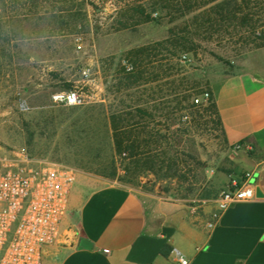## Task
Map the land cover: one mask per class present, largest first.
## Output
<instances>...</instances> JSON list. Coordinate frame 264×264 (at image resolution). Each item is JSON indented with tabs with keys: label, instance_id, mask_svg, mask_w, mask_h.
I'll return each mask as SVG.
<instances>
[{
	"label": "rangeland",
	"instance_id": "1",
	"mask_svg": "<svg viewBox=\"0 0 264 264\" xmlns=\"http://www.w3.org/2000/svg\"><path fill=\"white\" fill-rule=\"evenodd\" d=\"M127 1L0 0V154L24 150L74 168V184L85 191L115 182L202 216V207L210 204L212 211L221 191L241 185L233 178L236 147L227 143L210 96L202 95L210 94L216 78L259 66L264 26L253 36L237 20L197 30L186 19L170 25L154 13L153 21H128L122 28L114 21ZM256 10L260 24L264 6ZM175 25H189L196 47L173 58L161 52L154 59L166 60L127 86L130 52L161 41ZM165 63L170 79L160 66ZM69 90L80 95L79 105L53 100ZM136 105L153 123L135 117ZM112 115L124 120L118 133L132 131L135 121L159 135L147 155L115 150ZM244 173L237 174L241 181Z\"/></svg>",
	"mask_w": 264,
	"mask_h": 264
},
{
	"label": "crops",
	"instance_id": "2",
	"mask_svg": "<svg viewBox=\"0 0 264 264\" xmlns=\"http://www.w3.org/2000/svg\"><path fill=\"white\" fill-rule=\"evenodd\" d=\"M259 66L211 81L227 143L236 147L235 182H249L261 197L227 208L210 230L203 215L181 205L112 182L85 191L73 185L59 243L43 264H264V46ZM247 151H251L248 155ZM86 240L91 247H79Z\"/></svg>",
	"mask_w": 264,
	"mask_h": 264
},
{
	"label": "built area",
	"instance_id": "3",
	"mask_svg": "<svg viewBox=\"0 0 264 264\" xmlns=\"http://www.w3.org/2000/svg\"><path fill=\"white\" fill-rule=\"evenodd\" d=\"M52 98L67 106L82 102L75 90ZM250 176L245 172L240 186L219 193L204 222L206 229H212L230 206L255 199ZM75 178L74 168L37 160L24 150L0 154V264H43L45 250L61 239ZM176 264L188 261L178 256Z\"/></svg>",
	"mask_w": 264,
	"mask_h": 264
},
{
	"label": "trees",
	"instance_id": "4",
	"mask_svg": "<svg viewBox=\"0 0 264 264\" xmlns=\"http://www.w3.org/2000/svg\"><path fill=\"white\" fill-rule=\"evenodd\" d=\"M261 5L264 6V0H130L123 3L122 6H118V19L114 21V24L124 28L128 21H153L152 15L158 13V18L167 24L171 25L177 20L186 19L187 22L195 24L197 30L205 27L210 28V31L218 30L220 26L226 23L228 26V22L237 20L239 25L244 28L245 33L253 36L258 28L264 26V21H260L259 24V21L253 19L258 15L257 10H254L260 8ZM194 38L189 25L180 29L175 25L167 29L166 36L161 41L132 50L130 52V56L133 58L130 60L132 66L130 70L126 71L124 82L127 86L134 85L146 74L147 67H152L155 62L160 64L161 61L166 60L157 59L158 61H156L154 59L161 52L173 58L178 53L192 51L196 47ZM160 66H163V69L167 71L165 79H170L172 75L168 72L169 66L166 63ZM207 95L210 96L209 93ZM211 103L217 110L212 100ZM132 110L136 114L135 117L144 116L148 119V123H153L152 115L145 113L139 105L134 106ZM126 114L131 116L129 113ZM132 118L129 120L131 121ZM109 120L113 130L112 141L117 152L128 151L132 157L145 156L150 152L147 148L152 138L159 137L153 130L145 131L147 124L142 125L141 122L135 121L129 125L132 131L118 133L119 122H124V120H119L114 115L110 116ZM247 154L250 155L251 151H247ZM109 174L111 177L114 176V172Z\"/></svg>",
	"mask_w": 264,
	"mask_h": 264
},
{
	"label": "water",
	"instance_id": "5",
	"mask_svg": "<svg viewBox=\"0 0 264 264\" xmlns=\"http://www.w3.org/2000/svg\"><path fill=\"white\" fill-rule=\"evenodd\" d=\"M255 196H256V197H261V196H262L258 188L255 189ZM79 247H83V248H85V249H88V248L91 247V245H90V243H89L88 241H86V240H80V241H79Z\"/></svg>",
	"mask_w": 264,
	"mask_h": 264
}]
</instances>
